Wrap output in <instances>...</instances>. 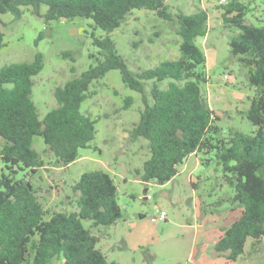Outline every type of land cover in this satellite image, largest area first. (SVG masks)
<instances>
[{
	"label": "trees",
	"instance_id": "1",
	"mask_svg": "<svg viewBox=\"0 0 264 264\" xmlns=\"http://www.w3.org/2000/svg\"><path fill=\"white\" fill-rule=\"evenodd\" d=\"M46 6V11L42 8ZM224 25L232 27L229 45L232 55L247 68L256 93L244 111L256 126L253 134L230 129L224 136L219 119L201 89L208 82L207 56L196 43L206 36L209 14L200 8L193 13L172 12L168 0H0V14L21 17L24 8L46 21L85 17L96 27L111 33L133 9L156 11L168 21H177L180 57L160 62L153 68L131 71L108 34L94 35V44L105 58H97L79 76L56 87L58 105L40 119L33 99V76L43 69V55L31 62H15L0 68V264H115L98 247L100 237L83 225L92 220L94 228L109 227L123 218L118 202L119 187L104 170L84 172L73 184L79 193L77 209L49 211L39 200L33 176L45 165L34 148L35 136H42L59 165H69L96 136L95 120L81 110L94 80L111 69H119L123 82L144 92L145 81L153 80L151 99L130 130L133 139L149 141L150 157L138 175L144 181L165 184L179 172L192 154L215 152L227 184L234 190L233 202L239 217L222 230L216 241L219 256L236 261L264 238V25L246 21L248 5L242 0L221 4ZM4 33L0 26V50ZM65 55H70L66 52ZM75 71L74 66L71 67ZM170 79L165 88L160 83ZM132 99H127V107ZM201 164L203 159H200Z\"/></svg>",
	"mask_w": 264,
	"mask_h": 264
},
{
	"label": "rangeland",
	"instance_id": "2",
	"mask_svg": "<svg viewBox=\"0 0 264 264\" xmlns=\"http://www.w3.org/2000/svg\"><path fill=\"white\" fill-rule=\"evenodd\" d=\"M242 1L249 7L246 21L263 26L264 0ZM168 3L172 12L193 13L200 8L208 11L209 35L196 38L207 56L208 82H202L201 89L219 116L216 123L222 128L221 135L225 136L230 129L253 134L256 126L244 111L250 107L256 90L249 82L247 68L230 52L229 41L236 30L224 25L219 0H168ZM42 10L46 11V6ZM0 26L4 33L0 68L15 62H31L37 53L43 55V69L33 76V99L40 119L58 105L56 87L82 74L98 62L97 58H105L107 50L94 44V35L109 34L133 72L153 68L181 55L177 21L165 20L156 11L147 9H133L111 33L96 27L89 18L46 21L30 8H24L21 17L10 12L0 14ZM66 52L70 55H65ZM169 81L165 79L160 86L165 88ZM153 83L146 80L144 92L134 90L123 82L119 69H111L104 77L94 80L90 91L95 93L86 97L81 110L95 120L96 136L88 147L80 149L78 159L67 166L57 164L42 136L34 137L33 146L45 161L31 179L39 200L51 212L76 210L79 193L74 192L73 184L84 172L104 170L119 187L118 202L124 215L137 219L136 215L145 213L149 221H155L162 209L168 213L167 221L150 222L161 237L159 242L134 241L130 248L117 251L112 260L116 259L118 264H235L219 256L215 248L221 231L240 212V206L233 202L235 192L226 183L215 152H199L203 163L200 161L197 167L196 156L188 157L179 166L177 177L165 184L155 180L146 184L138 175L151 154L149 141L143 137L133 139L130 130L145 108L144 96L151 99ZM128 98L132 99L129 107ZM3 166L0 157V171ZM190 173L195 176L194 187ZM83 225L91 232L96 230L92 220H83ZM150 234L155 232L152 230L147 235ZM251 253L253 261L264 263V238Z\"/></svg>",
	"mask_w": 264,
	"mask_h": 264
},
{
	"label": "crops",
	"instance_id": "3",
	"mask_svg": "<svg viewBox=\"0 0 264 264\" xmlns=\"http://www.w3.org/2000/svg\"><path fill=\"white\" fill-rule=\"evenodd\" d=\"M210 21H211V16L209 15V29L211 27ZM208 35H209V30H208L206 37ZM192 155H195L197 158L195 166L196 167L199 166L200 165L199 156L196 153H192L190 156H192ZM176 177H177V175L175 177H173L170 181L174 180ZM124 179L126 180V178H124ZM194 179H195V176L193 175V173H190V182H191L193 187H194V185H193ZM170 181H168V182H170ZM145 183L149 184L150 181H147ZM147 190H148V188L146 187L145 192ZM136 216H137V219L136 218L134 219L129 215H124L122 219H120L116 224L112 225L110 228H106L103 230L100 228H96V230L94 232L96 235H98L100 237V240L98 242V247L107 255L108 259L110 261L114 262L115 264H118V262L116 259L112 260V258L115 255H117L116 252L119 251L120 249L124 250V249L130 248L131 246H133L134 241H136V242L138 241V243H140V242L143 243V241L148 240V242L150 244H156L157 242H159L161 240V237H158V235H157V232H156L157 230L155 228H152L153 226H151L150 222L153 221L154 223H156L157 221L161 220L162 218H160V217L158 218L156 216L155 221L153 219H151L152 221H149L150 218L145 213H139ZM167 219H168V213L166 215V218H164L163 220L167 221ZM152 230L155 232V234L154 235L153 234L147 235ZM196 231H197V228H196ZM119 234H120V236H119ZM155 237H157V238H155ZM252 241H253L252 238L248 239V241L246 243V248H245L246 253L242 257H240L236 261H230V262H234L235 264H260L257 261L252 260V257H253L252 253H251ZM139 245H141V244H139ZM121 257H123V254H121ZM225 260L228 261L227 259H225ZM196 264H200V263H196Z\"/></svg>",
	"mask_w": 264,
	"mask_h": 264
},
{
	"label": "built area",
	"instance_id": "4",
	"mask_svg": "<svg viewBox=\"0 0 264 264\" xmlns=\"http://www.w3.org/2000/svg\"><path fill=\"white\" fill-rule=\"evenodd\" d=\"M228 1H230V0H219L220 4H226V3H228ZM147 197L151 198V195H148ZM166 215H167L166 211L164 209H162L159 217L164 219V218H166Z\"/></svg>",
	"mask_w": 264,
	"mask_h": 264
}]
</instances>
